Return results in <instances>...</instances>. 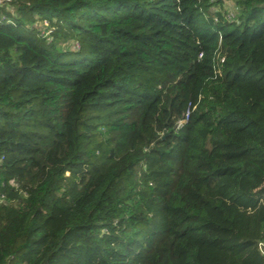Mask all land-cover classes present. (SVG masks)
Masks as SVG:
<instances>
[{"label": "trees", "instance_id": "16d2710c", "mask_svg": "<svg viewBox=\"0 0 264 264\" xmlns=\"http://www.w3.org/2000/svg\"><path fill=\"white\" fill-rule=\"evenodd\" d=\"M232 1L13 0L0 264H264V0Z\"/></svg>", "mask_w": 264, "mask_h": 264}, {"label": "built area", "instance_id": "2783aa9c", "mask_svg": "<svg viewBox=\"0 0 264 264\" xmlns=\"http://www.w3.org/2000/svg\"><path fill=\"white\" fill-rule=\"evenodd\" d=\"M210 2L214 3L215 0H210ZM232 2H233V6L230 4ZM225 3L228 7L227 9L228 12L225 15V18L227 21L232 23L234 22L232 18V12L234 10L236 11L238 8L235 7V3L232 0H225ZM213 11L217 12L218 8L214 6ZM17 17H18L17 9L13 5V0H0V22L16 25L15 20ZM214 20H215V23H218L220 21L218 17H216ZM29 28L32 31H35L41 39H45L48 42H52L54 40V34L57 30V27L54 26L49 20H38L37 22H34L32 25H30ZM72 46L74 48L73 51L80 50V44L78 42H72ZM200 58H203V53L200 54ZM223 61L224 59H222V62ZM196 107H197L196 105H193L191 103L189 104L184 119L178 123V128H182L189 122L190 116L192 112L196 109ZM4 199H5V196L1 195L0 203H2ZM258 249L260 253L264 256V243H260L258 245Z\"/></svg>", "mask_w": 264, "mask_h": 264}, {"label": "rangeland", "instance_id": "374dc122", "mask_svg": "<svg viewBox=\"0 0 264 264\" xmlns=\"http://www.w3.org/2000/svg\"><path fill=\"white\" fill-rule=\"evenodd\" d=\"M230 4L233 6V2L230 3ZM17 15H19L18 12H17ZM37 21H38V20H36L35 22H37ZM54 38H55V35H54ZM72 42H74V41H71V42H69L68 44H67V43H64V42H61V47H62L65 51H67V49H69L70 51H73L74 48H73V46H72Z\"/></svg>", "mask_w": 264, "mask_h": 264}]
</instances>
